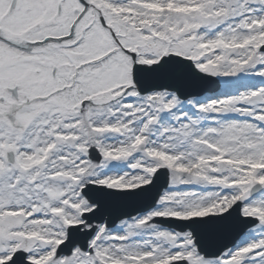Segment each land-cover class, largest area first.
Wrapping results in <instances>:
<instances>
[{"label": "snow or ice", "instance_id": "6c2138e0", "mask_svg": "<svg viewBox=\"0 0 264 264\" xmlns=\"http://www.w3.org/2000/svg\"><path fill=\"white\" fill-rule=\"evenodd\" d=\"M0 264H264V0H0Z\"/></svg>", "mask_w": 264, "mask_h": 264}, {"label": "water", "instance_id": "95a60500", "mask_svg": "<svg viewBox=\"0 0 264 264\" xmlns=\"http://www.w3.org/2000/svg\"><path fill=\"white\" fill-rule=\"evenodd\" d=\"M165 183H166V177L161 176L157 180L155 187H153V189H151L148 193H145L140 197L128 201L125 205L115 209L114 211H120V210L131 211L134 208L147 207L152 203L156 192H158L159 188L163 186ZM234 230H235V221H233V225L229 229H222L213 233H209L206 230H201V242L206 249H208L209 251H214L218 247L229 242Z\"/></svg>", "mask_w": 264, "mask_h": 264}]
</instances>
